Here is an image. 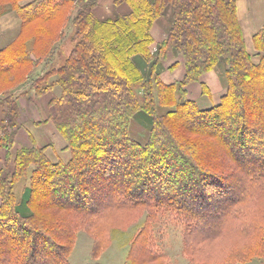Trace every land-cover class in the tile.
Wrapping results in <instances>:
<instances>
[{"label": "trees", "instance_id": "1", "mask_svg": "<svg viewBox=\"0 0 264 264\" xmlns=\"http://www.w3.org/2000/svg\"><path fill=\"white\" fill-rule=\"evenodd\" d=\"M237 1L0 0V15L14 10L20 19L0 46V264H71L79 229L97 259L114 232L141 218L127 262L172 264L156 241L163 212L181 224L187 264L264 260V25L252 35L254 61ZM161 18L166 30L155 43ZM39 52L50 62L61 55L31 84L36 96L51 93L54 112L40 122L63 137L65 159L52 160L50 143L30 132L28 144H16L21 108L8 92L30 80ZM173 52L184 73L166 83L158 65ZM220 64L224 91L201 107L186 87L206 91L204 75Z\"/></svg>", "mask_w": 264, "mask_h": 264}, {"label": "rangeland", "instance_id": "2", "mask_svg": "<svg viewBox=\"0 0 264 264\" xmlns=\"http://www.w3.org/2000/svg\"><path fill=\"white\" fill-rule=\"evenodd\" d=\"M105 12L106 11L104 6H100V8L97 10L98 15L103 16ZM158 21H160V23L164 25L166 24L165 18H161ZM19 27L20 19L15 14L14 10H9L5 13H2L0 15V46H4L6 43L12 40L14 36L18 33ZM52 31L54 34L56 29L52 28ZM29 32L32 33V31ZM66 32L67 34H69L70 31L66 30ZM36 37L38 41L36 45L38 46V44H41L40 40L43 39V36L37 34ZM42 44V46H44L45 43ZM246 44L247 49L251 53L253 60L257 61V50L254 48L253 43L247 42ZM70 46L71 45L69 44L68 37H66L65 40L61 43L60 48L63 52H66L68 47ZM40 53L41 52H39L38 56L40 55L39 57H41V61L37 65V67H35L30 80H27L17 85L13 89H10L8 92L11 93L13 97H16L18 102L19 99L21 100L22 103L20 104L19 102L20 107H22V104L24 105L23 114L21 110V113H19L17 116V121L20 124V127L17 129L16 144H21L20 140H22L23 135H25V143H29L27 133L30 132L35 138V142H37L38 144L50 143V147L46 150V153L52 160H56L58 157L65 159L68 157L69 153L63 148L66 144L63 137L56 131L51 121H48L47 123L40 122L46 119L50 113L54 112V108L48 105V101L51 98V93L36 96L34 88L31 84V80L33 78L43 73L45 70L49 69L52 65H57L59 63V60L61 59V55H54L53 60L50 62L48 60L44 61V53ZM174 61H180L181 64H183L182 56L179 54L177 55L174 52L170 53L166 58H163L158 65V71L160 72V74L164 72L168 73L169 70H173L169 69V64L173 63ZM143 63L144 62H142V64ZM219 67H222V65ZM22 72L23 70L21 68V72L19 74L20 77ZM218 76L220 78L219 81L221 83L220 89H224V69H221V73ZM17 80H15V82ZM15 82H13L12 84H14ZM9 84L10 81H8V85ZM193 84L200 86L198 82H193L192 85ZM59 91L60 88L58 86L54 87L53 93L57 94L59 93ZM221 92L222 91H220L219 93L221 94ZM200 94L204 95L203 92H201ZM219 96L217 98H219ZM191 98L196 101L199 100V98L195 94H192ZM3 100L4 94L0 93V113H2V116L4 111V106L2 104L4 103ZM26 106H28V108H25ZM204 106L206 107L209 105H202V107ZM144 130L145 128L142 122L133 121L132 132L134 134L143 136ZM3 154L4 150H0V155L3 156ZM2 163L3 161L0 160V164ZM22 188L23 182H19L15 188V192L18 197L21 194ZM142 219L143 218H141L138 222H135L126 231L114 232L110 244L100 253L97 259L92 258L91 256L93 238L87 231L79 229L76 233L75 244L69 257L71 264H129L126 260L127 252L129 249V238L136 230V228L140 225ZM181 229V224L177 221L176 218H174L173 214L169 212L161 213L159 221L155 224L156 241L158 243V246L169 256L170 262L172 264H187L188 262V258L183 251ZM233 236L234 235H230L228 237V240L232 239ZM236 264H264V260L254 258L250 261L237 262Z\"/></svg>", "mask_w": 264, "mask_h": 264}, {"label": "crops", "instance_id": "3", "mask_svg": "<svg viewBox=\"0 0 264 264\" xmlns=\"http://www.w3.org/2000/svg\"><path fill=\"white\" fill-rule=\"evenodd\" d=\"M236 6L238 19L243 29L245 41H247L248 43H252V35L255 33V31H257L264 25V0H238ZM165 25L160 23V21H156L152 26L151 33L154 37L155 43L163 39L166 30ZM219 66L221 65H216L214 69L204 75V80L208 88L206 91H202L201 86H198L196 84L192 85V83L187 85L186 87L188 91L187 96L191 98V95L195 94L199 98V100H197L196 102L201 107L202 105L211 106L217 103L220 98L219 95L223 93L224 89H220L221 83L219 81L220 78L218 75L221 73V69H224V67L223 64L222 67ZM183 73L184 65L179 61V64L176 68H174L173 70H169L168 73L164 72L160 74V76L164 82L170 83L180 80L183 76ZM220 91H222L221 94L219 93ZM201 92H203L204 95H201ZM218 96L219 98H217ZM19 102L20 104L22 103L20 99ZM23 107L24 105L22 104V107H20L22 110V114ZM25 108H28V106H26ZM1 114L2 113H0V119L2 118ZM24 139L25 135H23V138L22 140H20V142L22 144H28L25 143Z\"/></svg>", "mask_w": 264, "mask_h": 264}]
</instances>
